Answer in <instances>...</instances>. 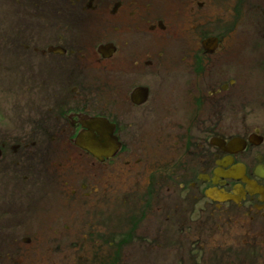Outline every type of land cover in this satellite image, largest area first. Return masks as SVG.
<instances>
[{
    "label": "flooded vegetation",
    "instance_id": "flooded-vegetation-1",
    "mask_svg": "<svg viewBox=\"0 0 264 264\" xmlns=\"http://www.w3.org/2000/svg\"><path fill=\"white\" fill-rule=\"evenodd\" d=\"M249 4L264 22V0H0V264H123L138 235L155 260L168 245L179 264H264ZM115 180L143 186L129 240L114 237Z\"/></svg>",
    "mask_w": 264,
    "mask_h": 264
},
{
    "label": "rangeland",
    "instance_id": "rangeland-1",
    "mask_svg": "<svg viewBox=\"0 0 264 264\" xmlns=\"http://www.w3.org/2000/svg\"><path fill=\"white\" fill-rule=\"evenodd\" d=\"M257 6V5H255ZM250 7H253L254 10H249ZM262 10L263 5L259 8L254 7L249 4L247 10H243L248 14V12H254L249 14L253 19H261L262 18ZM256 12V13H255ZM257 21L248 22V24L243 23L244 30L253 29V34H249L248 37H245L243 34V59H246L250 63H243L240 69L241 78L240 85L242 86V93L244 98L242 102L244 105L242 106L244 114H252V118H248L249 124H256L258 122L264 123V22L263 24L256 25ZM229 25V24H228ZM206 27V26H205ZM211 28V27H210ZM207 29V27H206ZM256 29H258L256 31ZM240 35V36H241ZM235 38H238V31L233 36L225 37V44H230L235 41ZM239 70H228V75H235ZM198 125L195 126V131H197ZM198 169V165H195V170ZM122 177V176H121ZM131 178H134L130 175ZM115 191L112 193L113 204L115 206V214H114V237L116 240L120 238H125V231L130 225H133L136 221V216L138 213L123 211L126 209V206L130 204L129 201H134L132 205L139 208L143 205L141 200V195L143 190H140L138 187H143L141 185L137 186H127L125 182H119L115 180L114 183ZM136 190V191H134ZM134 191V192H133ZM136 192V193H135ZM136 195V196H135ZM181 195V194H179ZM186 204V202H184ZM186 215V214H184ZM219 223V222H215ZM251 232L249 229L240 232L238 239L241 237L247 236ZM176 234H180V226L176 229ZM251 234V233H250ZM129 235V234H128ZM138 238L142 239V241L137 242L135 245H131L128 248L121 249L120 252L115 251V259L118 256V259L123 261V264H153L155 261L156 264H179L181 251L179 250V254L176 257H173L171 254L170 248L168 245H163V250L165 254V250L168 249L169 252L165 255L162 254V260H155L154 258H150V253L152 251H156L154 249V245H152V240L146 239L145 235H138ZM122 246V245H121ZM185 251V249H184ZM238 253L243 254V250H236ZM230 258H233L234 251H226ZM252 256L253 252L250 251L246 253V256ZM194 264H208L207 261L203 260H195Z\"/></svg>",
    "mask_w": 264,
    "mask_h": 264
}]
</instances>
